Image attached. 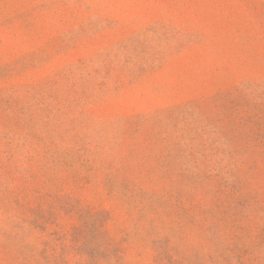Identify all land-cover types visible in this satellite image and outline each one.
<instances>
[{"label":"rangeland","instance_id":"rangeland-1","mask_svg":"<svg viewBox=\"0 0 264 264\" xmlns=\"http://www.w3.org/2000/svg\"><path fill=\"white\" fill-rule=\"evenodd\" d=\"M0 264H264V0H0Z\"/></svg>","mask_w":264,"mask_h":264}]
</instances>
